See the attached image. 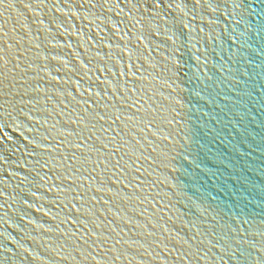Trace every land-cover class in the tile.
Segmentation results:
<instances>
[{
  "label": "water",
  "instance_id": "obj_1",
  "mask_svg": "<svg viewBox=\"0 0 264 264\" xmlns=\"http://www.w3.org/2000/svg\"><path fill=\"white\" fill-rule=\"evenodd\" d=\"M0 264H264V0H0Z\"/></svg>",
  "mask_w": 264,
  "mask_h": 264
}]
</instances>
